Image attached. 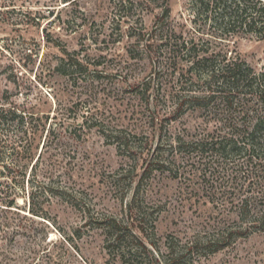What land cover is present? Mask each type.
<instances>
[{"label":"rangeland","instance_id":"rangeland-1","mask_svg":"<svg viewBox=\"0 0 264 264\" xmlns=\"http://www.w3.org/2000/svg\"><path fill=\"white\" fill-rule=\"evenodd\" d=\"M170 5L164 26L192 34L198 28L232 59L264 70V38L225 32L215 40L221 28L205 14L197 19L195 0ZM162 9L145 0H0V105L49 115L42 155L28 172L29 189L49 191L37 193L38 209L49 218L29 212L20 196L21 213L9 212V226L0 224V264H122L100 223L106 216L126 219L136 191L156 220L148 232L165 255L169 244L181 250L220 226L241 224L231 204L249 183L238 165L247 156L221 157L196 143L222 137L231 120L264 115V101L257 82L209 88L204 72L160 65L137 38ZM179 138L194 144L179 145ZM127 140L130 146L120 144ZM154 155L166 166L156 162L144 174ZM150 260L139 254L126 264H157ZM179 264H264V230L216 252L185 249Z\"/></svg>","mask_w":264,"mask_h":264},{"label":"trees","instance_id":"trees-1","mask_svg":"<svg viewBox=\"0 0 264 264\" xmlns=\"http://www.w3.org/2000/svg\"><path fill=\"white\" fill-rule=\"evenodd\" d=\"M64 1L66 5L77 2V0ZM145 2L148 7L163 6L162 13L157 16L152 29L140 33L137 38L148 53L154 54L160 65L164 67L167 65L174 72L188 71L195 75L204 72L209 88L212 84H218V87L225 85L252 87L257 82V92L260 91L259 96L264 101V70L257 73L244 59H232L227 49H217L212 39L202 37L204 35L201 32L204 31L198 28H195L192 34L164 26L163 19L171 14L170 0H145ZM195 3L197 19L205 14L221 28L218 29L221 33L212 34L215 40L219 37L226 38L223 36L225 32L254 33L264 38V0H195ZM75 60L77 66H85L78 58ZM150 86V82L147 81L144 89L148 91ZM180 108L181 105H178L176 111L182 110ZM46 118L17 103L0 105L1 225L9 226V212L21 213L19 210L21 205L18 203L20 196L28 199L29 212L49 218L44 209H38V204L40 205L41 202L37 195L41 192L48 197L49 191L47 187H41L40 190L36 187L29 189L33 181L28 173L31 167L32 174L42 155L38 153L39 141L45 132ZM229 126L230 131L220 135L222 137L217 140H202L196 144L202 152L212 151V154L215 152L221 157L242 156V154L247 156L246 160L238 165L239 171L245 172L244 176L249 179V183L241 185L240 190L244 195L231 204L235 208L237 218L242 221L241 224L220 226L216 235L204 240L195 238L181 250L169 244V252L165 255L159 251L158 244L148 232V223L151 222L153 232L156 228V220L148 217L149 212L140 204L139 191H136L128 205L126 219L106 216L100 223L106 234L107 247L111 252H116L122 264H126L139 254L147 255L149 261H152L151 258L157 264H179L185 249L209 248L211 252H216L239 237L247 236L255 230H264V115H260L254 121L231 120ZM100 129L107 135L104 127ZM128 142V140L122 141L120 144L125 143L130 146ZM178 142L179 145L194 144L182 138H179ZM45 145L46 143L43 147ZM156 162H159L157 168L161 169L167 164L154 155L149 159L144 174L151 172Z\"/></svg>","mask_w":264,"mask_h":264}]
</instances>
